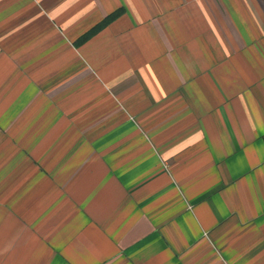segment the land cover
<instances>
[{
    "label": "crops",
    "instance_id": "1",
    "mask_svg": "<svg viewBox=\"0 0 264 264\" xmlns=\"http://www.w3.org/2000/svg\"><path fill=\"white\" fill-rule=\"evenodd\" d=\"M0 264H264V0H0Z\"/></svg>",
    "mask_w": 264,
    "mask_h": 264
},
{
    "label": "trees",
    "instance_id": "2",
    "mask_svg": "<svg viewBox=\"0 0 264 264\" xmlns=\"http://www.w3.org/2000/svg\"><path fill=\"white\" fill-rule=\"evenodd\" d=\"M115 16V13L110 14L103 22L97 24L96 26H94L93 28H91L90 30H88L84 35H82L81 39H86L89 36H91L93 33H95L98 29H100L105 23H107L109 21V19H111L112 17Z\"/></svg>",
    "mask_w": 264,
    "mask_h": 264
}]
</instances>
